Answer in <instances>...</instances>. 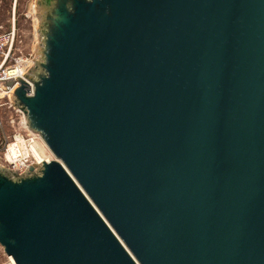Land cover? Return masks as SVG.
<instances>
[{
	"label": "water",
	"instance_id": "obj_1",
	"mask_svg": "<svg viewBox=\"0 0 264 264\" xmlns=\"http://www.w3.org/2000/svg\"><path fill=\"white\" fill-rule=\"evenodd\" d=\"M33 2L6 264H264V0Z\"/></svg>",
	"mask_w": 264,
	"mask_h": 264
},
{
	"label": "built area",
	"instance_id": "obj_2",
	"mask_svg": "<svg viewBox=\"0 0 264 264\" xmlns=\"http://www.w3.org/2000/svg\"><path fill=\"white\" fill-rule=\"evenodd\" d=\"M31 7L33 8V5ZM9 26L7 29L0 26V110L7 113L6 119L11 130L4 142L0 157L8 170L22 174L28 167L35 171L38 161L48 162L54 160V156L43 139L27 127L24 114L19 107L14 105L11 99L13 86L4 84L6 80H14L16 77L23 78L34 59L31 55L27 57L13 55L17 38L13 23L11 22ZM28 84L30 86L29 82ZM39 147L42 148V152L38 150ZM1 264H6V257Z\"/></svg>",
	"mask_w": 264,
	"mask_h": 264
},
{
	"label": "rangeland",
	"instance_id": "obj_3",
	"mask_svg": "<svg viewBox=\"0 0 264 264\" xmlns=\"http://www.w3.org/2000/svg\"><path fill=\"white\" fill-rule=\"evenodd\" d=\"M34 0H0V26L4 29L10 27L11 22L14 25L17 45L14 56L34 57L36 47L40 44L39 34L36 29L38 12L34 8ZM33 5V8L31 7ZM0 156L5 140L10 134V125L7 123V113L0 110ZM54 159V157H53ZM0 167L7 168L0 157ZM5 261L2 248L0 247V264Z\"/></svg>",
	"mask_w": 264,
	"mask_h": 264
},
{
	"label": "bare ground",
	"instance_id": "obj_4",
	"mask_svg": "<svg viewBox=\"0 0 264 264\" xmlns=\"http://www.w3.org/2000/svg\"><path fill=\"white\" fill-rule=\"evenodd\" d=\"M40 152H42V148L41 147H39V149H38Z\"/></svg>",
	"mask_w": 264,
	"mask_h": 264
},
{
	"label": "crops",
	"instance_id": "obj_5",
	"mask_svg": "<svg viewBox=\"0 0 264 264\" xmlns=\"http://www.w3.org/2000/svg\"><path fill=\"white\" fill-rule=\"evenodd\" d=\"M14 2H15V0H14Z\"/></svg>",
	"mask_w": 264,
	"mask_h": 264
}]
</instances>
